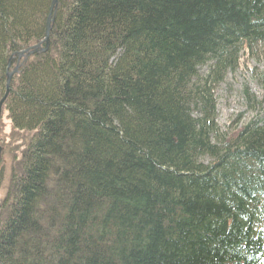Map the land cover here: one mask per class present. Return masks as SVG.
<instances>
[{
	"label": "trees",
	"instance_id": "16d2710c",
	"mask_svg": "<svg viewBox=\"0 0 264 264\" xmlns=\"http://www.w3.org/2000/svg\"><path fill=\"white\" fill-rule=\"evenodd\" d=\"M51 2L0 0V99ZM54 17L5 101L23 145L0 264H264V69L257 115L218 124L227 74L264 63V0H58Z\"/></svg>",
	"mask_w": 264,
	"mask_h": 264
},
{
	"label": "rangeland",
	"instance_id": "374dc122",
	"mask_svg": "<svg viewBox=\"0 0 264 264\" xmlns=\"http://www.w3.org/2000/svg\"><path fill=\"white\" fill-rule=\"evenodd\" d=\"M52 29V27H51ZM241 68L234 73H228L225 82L220 85L218 90L220 116L218 124L224 128V125H235V121L239 120V128L247 123L256 113L255 110L251 111L248 107L247 100L250 98L245 93V85H250L251 92L262 96L261 91L256 84L253 71L254 67L264 69V63L258 62L255 59H250L243 56L241 60ZM241 114V117L239 115ZM11 121L8 113L5 112L2 117L0 125V216L3 218L4 211L2 210V201L5 196L6 190L9 187L10 173L12 169H17V161L21 157V149L23 139L17 134L13 133ZM42 195V193H41Z\"/></svg>",
	"mask_w": 264,
	"mask_h": 264
},
{
	"label": "water",
	"instance_id": "95a60500",
	"mask_svg": "<svg viewBox=\"0 0 264 264\" xmlns=\"http://www.w3.org/2000/svg\"><path fill=\"white\" fill-rule=\"evenodd\" d=\"M57 7H58V0H52L50 13H49V16H48L47 22H46V31H45L44 39L41 42H39L38 44H35L29 48H25L21 51L15 52L14 55L16 56V58H18V60H20L21 58H24V60H27V58L31 54L38 52V51H46L47 50L48 45H49V35H50L52 24L54 22V18H55L54 16H55ZM42 43L46 44L45 48L42 47ZM19 67H20V65L17 64V66L14 68V70L12 72L7 73L6 93H5L4 97H6V95L10 92V87H11L13 75H14V73H16L18 71ZM4 97L0 101V115H1L2 105H3L4 99H5ZM0 150H1V147H0ZM0 154H1V151H0Z\"/></svg>",
	"mask_w": 264,
	"mask_h": 264
},
{
	"label": "bare ground",
	"instance_id": "6f19581e",
	"mask_svg": "<svg viewBox=\"0 0 264 264\" xmlns=\"http://www.w3.org/2000/svg\"><path fill=\"white\" fill-rule=\"evenodd\" d=\"M52 1V0H51ZM52 3V2H51ZM51 8V7H50ZM45 31H46V28H45ZM34 45V44H33ZM33 45H30V46H28V47H26V48H29V47H31V46H33ZM8 69H10V64L8 65ZM14 79V78H13ZM13 86H14V82H13V80H12V82H11V87H10V89L12 88L13 89ZM55 157L57 158V159H61L62 160V162L64 161L63 159H64V157L63 156H61L60 154H56L55 155ZM55 157H52V158H49L48 160H49V162H50V164H53V160L55 159ZM57 164V163H56ZM64 165H65V163H63ZM98 211V210H97ZM51 214L54 216L55 215V213L56 214H58V215H62L63 213H64V205L63 204H57V205H54L52 208H51ZM34 230V229H33ZM32 230V231H33ZM33 236H34V232L33 233H31ZM33 236H31V238L33 237ZM37 240H42L41 239V237H39V236H37ZM32 253L33 254H36L35 256H41V254L40 253H38V252H43V255H44V253H45V250H44V248L43 247H41L40 245H38V244H35V245H33V247H32Z\"/></svg>",
	"mask_w": 264,
	"mask_h": 264
}]
</instances>
